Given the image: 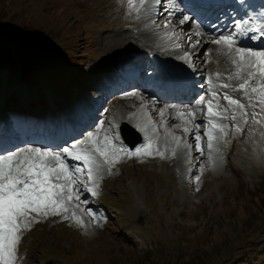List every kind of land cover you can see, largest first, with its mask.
Wrapping results in <instances>:
<instances>
[{"label": "rangeland", "instance_id": "1", "mask_svg": "<svg viewBox=\"0 0 264 264\" xmlns=\"http://www.w3.org/2000/svg\"><path fill=\"white\" fill-rule=\"evenodd\" d=\"M111 12L114 14L105 19ZM135 12L127 0H0L2 109L53 110L43 99L53 91V97L59 96L57 103L79 96L89 103L90 124L100 130L105 129L102 123L109 110L133 107L130 116L137 114L153 121L143 102L163 101L140 88L134 95L122 92L120 97H108L96 92L90 82L94 74L90 70L108 46L102 37L114 34L105 26L111 29L118 14L138 17L139 12ZM173 30L183 36L188 32L178 27ZM189 30L197 31L195 27ZM195 38H189V46ZM34 91L38 97L27 99ZM215 91L222 97L227 90ZM227 92L247 104L241 92L240 96L231 89ZM98 95L104 100L96 109L92 104ZM194 102L197 99L186 105ZM102 107L106 111H101ZM166 116V112L163 117L154 115L162 121H153L156 129L149 125L148 130L149 136L160 137L157 143L161 149L166 143V128L176 136L183 131L175 128L183 123L181 119L169 122ZM228 124L227 142H220L212 163L207 151L201 155L194 144L191 162L186 149L181 154L179 148L173 157L171 143L163 159L155 155L123 156L111 173H102L96 196L84 192L82 199L89 203L77 209L83 226L64 220L62 215L33 224L23 233L17 264H264V123L254 124L249 117L241 133L235 132L233 122ZM125 132L133 139L137 135L130 123ZM179 155L186 159L183 167ZM88 208L96 213V220L86 214Z\"/></svg>", "mask_w": 264, "mask_h": 264}, {"label": "snow or ice", "instance_id": "2", "mask_svg": "<svg viewBox=\"0 0 264 264\" xmlns=\"http://www.w3.org/2000/svg\"><path fill=\"white\" fill-rule=\"evenodd\" d=\"M127 2L130 9L139 12L145 6L146 0H139V3L136 0ZM160 3L161 0H153L154 5ZM169 4L174 7V0H169ZM190 19L191 17L184 16L180 23L183 24ZM245 24H248V21H235L236 31L220 35L210 42L220 46L222 53L235 68L227 79L239 81L238 84L223 83L220 87L241 92L247 104L234 99L225 91L222 99L227 103L226 106L221 105L217 92L210 86L208 92L211 93L212 99L206 100L204 95H200L197 97L198 103L194 102L192 106L185 105L177 110L178 118L183 123L175 125V128H182L185 135L189 133L192 135L196 151L201 155L207 151L209 163L213 161V152L219 150L220 142H227L225 137L228 135L229 124L226 121L233 122L236 133L244 130L249 117L254 124L264 123V47L242 46L238 39L248 31L255 33L248 37L251 41L264 38V21H257L254 26L247 29L244 27ZM196 35L200 36L202 33L197 32ZM199 44L200 41L197 40L192 47L195 48ZM192 55L186 53L183 59L194 68L191 64ZM220 76L221 73L217 72L216 77ZM205 104L207 105L205 119L197 123V116L203 114L202 106ZM256 109H259V112ZM164 115L165 110H161L160 116ZM148 125L153 130L157 127L151 120ZM148 125H138L147 139L134 149L120 144L115 135L106 134L101 140L97 133H89L87 140L82 144L65 146L59 151L29 146L0 155V264H17L18 247L23 233L31 230L33 224L39 223L42 219L62 215L64 220H74L83 226L84 220L77 214V209H80L81 204L89 203L87 198L82 199L84 192L96 196L98 181L103 178L102 173L104 171L111 173L112 167L123 156L131 158L155 155L163 159L168 152L167 145L171 143L173 157L183 146L191 162L193 143H188L183 137L174 135L166 128V143L161 149L157 143L160 137L149 136ZM169 136L170 140L167 139ZM205 137L206 144L202 145ZM202 171L201 168V173ZM195 179L198 183L199 176ZM86 214L93 220L97 219L91 208L86 210Z\"/></svg>", "mask_w": 264, "mask_h": 264}, {"label": "bare ground", "instance_id": "3", "mask_svg": "<svg viewBox=\"0 0 264 264\" xmlns=\"http://www.w3.org/2000/svg\"><path fill=\"white\" fill-rule=\"evenodd\" d=\"M137 3H139V1ZM147 13H148V8L144 6L143 8L140 9L138 13V17L134 15L133 17L129 18L127 17L128 15H126V13L121 14V15L118 14V16L114 18L113 22L110 25L111 29L109 28V26L107 25L105 26V28L113 31L114 34L102 37L103 42L104 40L107 39V42L106 43L104 42V44L105 45L107 44L108 46L106 45L107 47L103 48L102 50L103 56L100 58V61L97 63V65L94 66L90 70L92 71V73H94L92 74V78L90 79V82L93 86L99 87V89H101L105 86V84H108L109 81L110 82L112 81L113 85L120 84L126 80L124 78L125 73H126V76L129 75L130 76V77L128 76L129 78L137 79V81L140 78H143V81L145 82L147 81L148 82L147 86H150V87L153 86V83L149 84V81H151L149 78L152 77L150 76L151 74H154L155 78L159 80V82L165 87L174 84L177 80H180L185 76H190L189 78H191L194 76L198 77L199 75H202V74H204V81L203 80L201 81V86L205 87V90L207 91L210 86L213 87V89L215 90H220V89H223L220 87V85L223 83H230V84L239 83V81H236V80L229 81L227 79L228 75L235 71L234 66L231 64L227 56L219 57L220 54H223L220 46L212 44L210 42L211 40L215 38L206 37L204 35V32H209V33L214 34L218 38L220 35L228 34L221 24H216V26L212 28L207 26L210 23L218 21V18H220L221 14H218L217 18H212L208 22H201L198 19H196L197 21L195 22V25H198L202 28V34H203V36L199 40L200 44L195 48L191 47L190 50H185L186 52H182L177 49H175V51L172 50L173 46L171 45L175 43L177 44L178 41L188 42L189 41L188 38H191L192 36L195 35L194 33L195 31L193 32V30L192 31L189 30L190 28H193L191 19L188 20V23L186 24L188 26L187 27L188 34L186 36H180L179 33L177 34L176 31L173 30V25L162 26V22L164 21V19L174 18V15L171 13V9L165 12H161L158 15H154L153 17L146 16ZM113 14L114 12L106 14L105 19L106 17L108 18L109 16ZM180 19H181V16H180ZM250 19L253 22V25H255L253 19L252 18ZM125 21L126 23H124ZM138 25H139V28L137 27ZM132 26H133V30H132ZM257 41H259V44L255 45L257 48L264 47V43L262 42L264 41V38L261 40H257ZM176 44L174 46H176ZM207 44H209V46L205 50V53L207 55V61L203 64L202 61H200L198 58H193V56H195L196 54L194 52L195 50H200L201 47L202 49H204L207 46ZM129 51H131V53L128 54ZM139 53H142V58L146 56L145 53H150L153 60L151 62H149V60L148 61L142 60L140 61V63H138L139 60H141V58L139 59L137 57ZM186 53L193 54L191 57V64L193 63V61H195L196 62L195 65L193 64L192 65L196 66L197 68L190 67L189 63L185 59H183ZM211 56H214L215 58H212ZM204 59H206V57ZM203 66H210V68L208 70H203L202 69ZM118 67L126 68V72L124 71L117 72ZM107 68H110L111 72L108 73L107 77L103 79L105 83L102 80H100L102 82L101 83L97 80V78L102 76L107 71ZM193 69H195V73L197 72L198 74L195 75L194 73V75H192ZM139 71L142 72L141 77H140ZM217 72L221 73L220 78L216 77ZM4 73H9V72L5 71ZM206 77L211 78V85L205 82ZM4 81L5 82L7 81L6 77H4ZM142 86H145V85H142ZM113 89H115V91H112L110 95H114L118 91L117 88H113ZM135 90L136 88L129 92H132L134 94ZM223 90L230 91V89H223ZM203 91L204 89L202 90V92ZM5 92L7 91L5 90L4 93ZM10 92L12 93V90H10ZM232 93L240 96L239 92L232 91ZM57 98L59 99V96ZM132 98H135V97H132ZM219 98H220V103L226 106L227 102L224 101L222 97H219ZM76 99H75L76 100L75 103H71V108H70V104H68L67 101H64L65 104H62L61 109L66 111V114L69 116V118L67 119L69 120L71 117H74V116L78 117L81 125L76 128H79V127L82 128L84 120L80 119V117L83 114H85V112L83 110H79L80 113L79 111H71L73 105L75 106L77 105V103L81 102L80 96L77 97ZM205 99L206 100L212 99L211 94H207V97ZM4 101L5 99H2V102ZM136 101L138 102V104L141 102V100L139 99H137ZM133 105H136V104H133ZM143 105L149 106L153 121L160 123L162 119H160L159 121L157 120L156 117H154V115H157L159 117L160 111L165 110V112L167 113L166 117L169 118V122L171 121L178 122L179 120H178L177 110L183 108L186 104L179 106L170 101L166 103L155 104L153 102L151 103V101L148 99L147 102H143ZM58 107L59 106H57L56 108ZM131 108L132 107H130V109L127 108L124 110L117 109L116 111L109 110L108 112H106V118L103 120V123H102L105 126V129L100 130L99 127H97L96 124L93 123L84 132V138L81 139V141L87 140L89 133H97L101 140H103V137L106 134H108V135H115L118 138V142H119V140L121 141V139H119L118 130L121 127L122 123L127 122L128 124L129 123L132 124L137 129L139 134L141 135V141L139 144H141L142 142H145L147 139L145 136V133L139 130L138 125H141V126L148 125V121L145 120L143 117L142 118L139 117L137 114H133L130 116ZM52 109L54 110V108ZM203 109H204L203 114L197 116V121H196L197 123H200L204 121L205 119V116L207 114L206 104L203 105ZM2 110L3 109L0 107V111ZM101 111H106V110L104 109V107H102ZM230 122L232 121H226V123H230ZM62 124H63V121H62ZM118 125H120L119 128H117ZM205 127H206V124H205ZM148 130H149V125H148ZM55 133L58 134L59 137H63V134L60 133V130L57 128H55ZM203 133H204V127L201 128V134L203 135ZM180 134H181V137L187 138L188 140H192V143L194 144L193 137L190 133L185 135L183 131H180ZM187 139H184V140L188 142ZM116 142L117 141H114V143ZM72 144H76V143H72ZM138 145L136 147H138ZM125 147H127V144ZM184 149L185 148L181 146L180 148L181 154L184 153ZM19 150L20 149H18L17 151ZM56 151H59V150H56ZM179 156H180V166L182 165L183 167L186 164V159L182 155H179ZM36 236L38 235L36 234Z\"/></svg>", "mask_w": 264, "mask_h": 264}, {"label": "water", "instance_id": "4", "mask_svg": "<svg viewBox=\"0 0 264 264\" xmlns=\"http://www.w3.org/2000/svg\"><path fill=\"white\" fill-rule=\"evenodd\" d=\"M140 138H137L135 141L131 142V146H134L137 142H139Z\"/></svg>", "mask_w": 264, "mask_h": 264}]
</instances>
